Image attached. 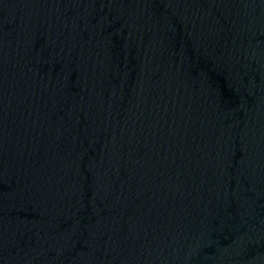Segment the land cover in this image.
<instances>
[{
    "label": "water",
    "instance_id": "obj_1",
    "mask_svg": "<svg viewBox=\"0 0 264 264\" xmlns=\"http://www.w3.org/2000/svg\"><path fill=\"white\" fill-rule=\"evenodd\" d=\"M0 264H264V0H0Z\"/></svg>",
    "mask_w": 264,
    "mask_h": 264
}]
</instances>
